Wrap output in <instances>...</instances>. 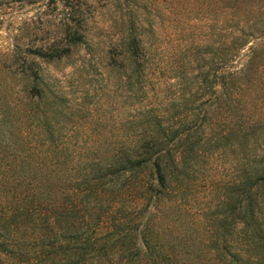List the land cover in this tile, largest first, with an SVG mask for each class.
<instances>
[{"label": "trees", "instance_id": "1", "mask_svg": "<svg viewBox=\"0 0 264 264\" xmlns=\"http://www.w3.org/2000/svg\"><path fill=\"white\" fill-rule=\"evenodd\" d=\"M255 10L264 15V7ZM259 34L248 21L237 23L229 57L179 78L168 112L147 95V55L132 37L120 80L122 96L138 102L116 141L98 135L96 143H68L70 133L53 120L57 109L46 108L51 93L39 70L15 71L38 83L22 89L11 82L2 99L0 264H264V106L252 115L243 99L264 72L255 64ZM68 37L71 44L82 39ZM58 48L31 54L49 63L70 52ZM224 155L231 156L228 174L208 181L212 198L202 210L210 225L206 257L187 255L193 246L186 242L174 254L154 226V205L188 198L201 167Z\"/></svg>", "mask_w": 264, "mask_h": 264}, {"label": "rangeland", "instance_id": "2", "mask_svg": "<svg viewBox=\"0 0 264 264\" xmlns=\"http://www.w3.org/2000/svg\"><path fill=\"white\" fill-rule=\"evenodd\" d=\"M242 1L238 9L237 0H0V170L6 169V106H1L6 86L14 82L23 89L38 83L15 71L39 70L51 93L46 108L57 109L53 120L59 132L70 133L68 143H96L98 135L116 141L125 129L122 119L138 102L122 96L127 92L120 80L127 67L122 54L132 37L141 39L147 55V95L167 112L168 95L179 78L209 71L229 57L237 23L248 21L262 32L253 42L260 55L255 64L264 65V15L255 10L264 7V0ZM73 32L82 36L81 42L69 43ZM41 46L70 52L48 63L31 54ZM224 63L231 65L225 58ZM243 96L256 115L264 106V72ZM229 159L224 155L202 166L188 198L154 205V226L174 254H182L179 242H186L193 246L187 255L206 257L202 245L210 240V225L202 210L212 198L207 185L216 175L228 174Z\"/></svg>", "mask_w": 264, "mask_h": 264}]
</instances>
